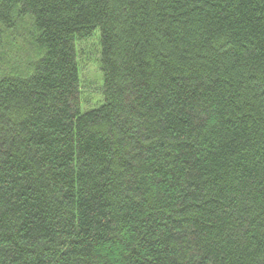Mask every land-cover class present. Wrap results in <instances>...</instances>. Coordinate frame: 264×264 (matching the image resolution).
Segmentation results:
<instances>
[{"label":"trees","instance_id":"16d2710c","mask_svg":"<svg viewBox=\"0 0 264 264\" xmlns=\"http://www.w3.org/2000/svg\"><path fill=\"white\" fill-rule=\"evenodd\" d=\"M2 32L0 264H264V0H0Z\"/></svg>","mask_w":264,"mask_h":264},{"label":"rangeland","instance_id":"374dc122","mask_svg":"<svg viewBox=\"0 0 264 264\" xmlns=\"http://www.w3.org/2000/svg\"><path fill=\"white\" fill-rule=\"evenodd\" d=\"M27 31L23 32L26 36ZM10 34L2 32L0 34L1 55L10 53L8 44L2 48V42L8 40ZM98 31H94L89 37L77 42V63L79 73V109L80 112L96 107L102 100V72L100 70V45ZM11 37V36H10ZM7 38V39H6ZM14 34L9 40L17 41ZM5 43V42H3ZM28 44L24 42V46ZM14 50V47H13ZM14 52H11L12 55Z\"/></svg>","mask_w":264,"mask_h":264}]
</instances>
